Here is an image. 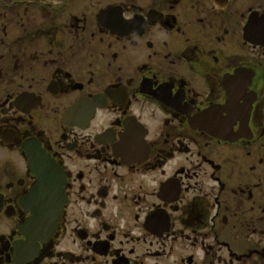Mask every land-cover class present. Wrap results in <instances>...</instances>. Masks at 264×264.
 I'll list each match as a JSON object with an SVG mask.
<instances>
[{
	"label": "flooded vegetation",
	"instance_id": "1",
	"mask_svg": "<svg viewBox=\"0 0 264 264\" xmlns=\"http://www.w3.org/2000/svg\"><path fill=\"white\" fill-rule=\"evenodd\" d=\"M0 264H264V0H0Z\"/></svg>",
	"mask_w": 264,
	"mask_h": 264
}]
</instances>
